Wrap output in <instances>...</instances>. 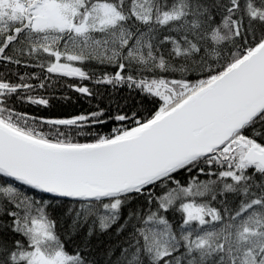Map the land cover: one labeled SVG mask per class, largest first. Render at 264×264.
Segmentation results:
<instances>
[{"label":"snow or ice","instance_id":"6c2138e0","mask_svg":"<svg viewBox=\"0 0 264 264\" xmlns=\"http://www.w3.org/2000/svg\"><path fill=\"white\" fill-rule=\"evenodd\" d=\"M0 264H264V0H0Z\"/></svg>","mask_w":264,"mask_h":264}]
</instances>
